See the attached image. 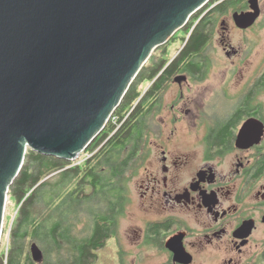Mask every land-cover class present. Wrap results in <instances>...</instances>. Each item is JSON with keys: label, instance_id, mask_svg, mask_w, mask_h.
I'll return each instance as SVG.
<instances>
[{"label": "flooded vegetation", "instance_id": "flooded-vegetation-1", "mask_svg": "<svg viewBox=\"0 0 264 264\" xmlns=\"http://www.w3.org/2000/svg\"><path fill=\"white\" fill-rule=\"evenodd\" d=\"M251 1L210 0L133 85L118 264H264V0L252 24L235 18Z\"/></svg>", "mask_w": 264, "mask_h": 264}, {"label": "water", "instance_id": "water-1", "mask_svg": "<svg viewBox=\"0 0 264 264\" xmlns=\"http://www.w3.org/2000/svg\"><path fill=\"white\" fill-rule=\"evenodd\" d=\"M209 1L0 0V244L28 150L76 160L153 51ZM256 1L238 25L259 17Z\"/></svg>", "mask_w": 264, "mask_h": 264}, {"label": "trees", "instance_id": "trees-1", "mask_svg": "<svg viewBox=\"0 0 264 264\" xmlns=\"http://www.w3.org/2000/svg\"><path fill=\"white\" fill-rule=\"evenodd\" d=\"M144 68L116 110V122H110L86 150L84 163L76 165L28 150L9 190L8 203H14L17 213L8 251L0 252V264L98 263V251L113 239L123 216H117L115 208L122 211L128 203L117 192L129 165L117 150L121 142L115 132L130 113L131 89L141 80ZM124 105L127 109L119 113ZM33 244L38 259L30 252Z\"/></svg>", "mask_w": 264, "mask_h": 264}, {"label": "rangeland", "instance_id": "rangeland-1", "mask_svg": "<svg viewBox=\"0 0 264 264\" xmlns=\"http://www.w3.org/2000/svg\"><path fill=\"white\" fill-rule=\"evenodd\" d=\"M263 36H264V30H263ZM151 63V62H149ZM148 62L146 65L149 64ZM118 110V109H117ZM117 120V115L114 114L113 118L111 119L110 122H116ZM111 124V123H110ZM87 150V149H86ZM87 152H83L76 160L71 161L74 163H82V160L86 158ZM7 210H6V215H5V221H4V231H3V236L0 244V252L5 251V253L8 251V245L10 244V233H11V228L13 225V222L16 217L17 210L15 208L14 203H8L7 202ZM129 217L125 215V217L122 218V231L124 228H127L129 226ZM123 242H125L126 245H128L130 242L128 239H124ZM98 263L97 264H118V261L115 259V244L113 243V240H109L106 247L103 250L98 251ZM130 264V260L128 262ZM146 264H157L154 262H149Z\"/></svg>", "mask_w": 264, "mask_h": 264}, {"label": "built area", "instance_id": "built-area-1", "mask_svg": "<svg viewBox=\"0 0 264 264\" xmlns=\"http://www.w3.org/2000/svg\"><path fill=\"white\" fill-rule=\"evenodd\" d=\"M113 116H114V114L112 115V117H111V119L113 118ZM118 117V116H117ZM111 119H110V121H111ZM114 122V121H113Z\"/></svg>", "mask_w": 264, "mask_h": 264}, {"label": "clouds", "instance_id": "clouds-1", "mask_svg": "<svg viewBox=\"0 0 264 264\" xmlns=\"http://www.w3.org/2000/svg\"><path fill=\"white\" fill-rule=\"evenodd\" d=\"M115 112H116V111H115ZM115 112H114V114H115ZM109 123H110V121H109ZM109 123H108V124H109ZM87 149H88V148H87ZM85 151H86V150H85ZM85 151H84V152H85Z\"/></svg>", "mask_w": 264, "mask_h": 264}]
</instances>
